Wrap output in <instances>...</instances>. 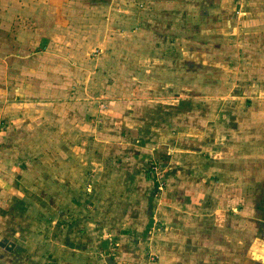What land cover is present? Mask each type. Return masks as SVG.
I'll return each mask as SVG.
<instances>
[{
  "label": "rangeland",
  "instance_id": "obj_1",
  "mask_svg": "<svg viewBox=\"0 0 264 264\" xmlns=\"http://www.w3.org/2000/svg\"><path fill=\"white\" fill-rule=\"evenodd\" d=\"M107 101L130 110L132 124L141 118L134 133L119 137ZM94 108L102 112L87 127L70 118H93ZM126 139L152 153L136 175H146L149 204L177 206L183 188L198 218L242 209L246 199L249 219H264L258 186L246 185L240 201L223 195L255 174L264 180V0H0V264L83 263L86 250L70 244L92 213L105 221L121 205L117 178L135 168ZM227 145L243 171L218 164L212 175L202 157L197 170L187 161L176 172L180 150ZM65 157L79 159L68 168ZM176 174L185 180L174 183ZM198 176L212 180L194 203L188 180ZM163 227L157 218L146 224V264L174 254L160 247ZM118 243L102 254L115 258Z\"/></svg>",
  "mask_w": 264,
  "mask_h": 264
},
{
  "label": "crops",
  "instance_id": "obj_2",
  "mask_svg": "<svg viewBox=\"0 0 264 264\" xmlns=\"http://www.w3.org/2000/svg\"><path fill=\"white\" fill-rule=\"evenodd\" d=\"M115 105V102L107 101L104 109L108 108V114H110L108 115V121L111 122V125H115L119 129V137L123 138L124 135L132 134L135 129H138L134 128L135 125L138 124V122L135 121H139L141 118L139 120L135 119L133 121L135 124H132L130 110L127 109L124 113H119ZM101 112V109L94 108V114L96 116L93 118H86V114L81 112L78 113L77 111V113L71 115L70 118L75 124L79 122L81 128H84L94 123V120ZM148 112L155 113L157 110ZM105 113L107 112L103 111V116L106 120L107 117ZM100 129L101 128H98V130ZM98 130H95V135L100 134ZM116 136H118V134H116ZM130 138L133 140L132 142L135 141L134 137L130 136ZM132 142L126 139L121 143V145L126 147L125 149L128 155L132 156L129 159L132 161V165L135 166L133 169L134 171L128 172L123 179L117 178V180H122V184L125 186L124 189L120 191L122 194H119L121 197V205L115 209L113 214L105 212L107 215L105 221H101L102 213L100 214L98 210L92 213L93 221L87 222L86 230L77 237V241L80 242L70 244V247H74L80 251H87L88 249L95 251V253H86V251L82 253L81 257L85 255L87 257H84L82 260L83 263L81 264H146L144 249L145 246H149L148 243L150 244V231H146V224L149 220L151 222L152 218H157L164 224L162 229L164 235L163 240L167 238V242L160 247L167 248L168 250V247L172 246L175 249L174 254L170 256H165L164 251L161 252L158 264H264V219L250 220L249 214L251 213V208L249 206L251 202H245L246 199H244L246 196V185H250L253 191L256 190L258 186L259 192H264V180L257 178L258 174H255V179L242 180L244 191L239 188L240 193H238L236 188H228L223 194L228 198V201L231 202H234V200L240 201L238 196L241 194V198L244 199L243 204H241L243 207L242 209H240V206L237 210L231 208L223 209L220 211L221 214L219 215L215 214L213 210H209L206 215H200L201 217L198 218L199 215H192V205L188 203L184 204L183 199L187 198L188 194L185 193V189L183 188H178L175 191L174 198L179 202L177 206L168 203L164 206L163 204L155 205L156 199H152L150 204L148 203L149 198L148 202L145 201V193L148 194L151 187L148 180H141V178H145L146 175L144 177L141 176V178L136 177L138 174L141 175L143 170L137 167L144 166L145 168V165L150 163L151 157L153 156L150 155L151 152L149 151V147H144L145 145H135L137 141L134 142L135 144ZM110 143L118 144V142L113 141ZM228 146L231 145H227L226 150L221 148L222 146H213L207 149L194 147L180 150L179 158H175V163L178 165L176 172L181 174L182 168H188V165L185 166L181 164L187 161L191 169L197 170L198 162L201 161L202 157L205 158L203 168H206L207 171L209 169L212 170V175L215 173L214 171L216 169L212 168L218 164L221 168L229 169L228 171H230V169L240 170L241 168L243 171L244 166L240 165L243 161H228L231 156ZM203 151L204 153L201 154L200 152ZM165 155H167V160L171 154L167 152ZM232 155L239 156L240 154L232 152ZM220 158L228 162L226 164L222 161L219 162ZM65 159L64 163L67 164V167L73 168V164L77 162L79 158L70 159L65 157ZM90 160H93V162L90 161L92 166L100 162V160L96 161L95 158ZM137 162L142 163L136 164ZM234 165H237L236 168ZM221 172H223V170ZM176 175L178 176V174ZM178 177H180V180H174V183L185 180V175H180ZM208 179L212 180L200 176L188 180L189 184L187 188L189 190L188 193H190L189 199L194 201V203L203 196L204 193H207L206 180ZM94 184L97 185L98 183L95 182ZM251 195L255 196L256 193L253 192ZM94 198L95 197H92L87 201H91ZM256 200L262 201L264 205V194H260ZM146 203L149 204V208H147ZM246 203L250 213L247 211ZM152 207L156 209V216L151 214L153 212ZM92 209H95V206ZM110 219L113 222L109 223ZM198 219L200 221H198ZM107 220H109V222ZM102 231L106 232V234L104 233V237L101 235ZM166 234L172 235V239L168 238ZM113 239L119 240L117 245L118 253H116L115 258L107 257L104 253L102 254V248L110 247L108 246V241L111 245ZM160 240L159 238V241ZM145 242L148 243L146 244ZM123 249H125V253Z\"/></svg>",
  "mask_w": 264,
  "mask_h": 264
}]
</instances>
